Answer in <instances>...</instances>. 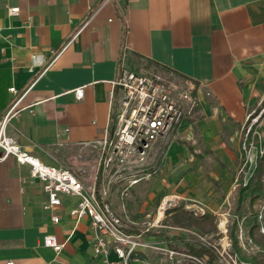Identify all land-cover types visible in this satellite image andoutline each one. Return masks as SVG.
I'll return each instance as SVG.
<instances>
[{
  "label": "crops",
  "instance_id": "crops-1",
  "mask_svg": "<svg viewBox=\"0 0 264 264\" xmlns=\"http://www.w3.org/2000/svg\"><path fill=\"white\" fill-rule=\"evenodd\" d=\"M124 52L134 68L142 59L195 83L200 99L158 175L128 202V231L155 246L130 264H177L156 248L191 254L205 247L219 256L229 240L219 223L245 202L244 125L264 99V0H0V118L15 104L18 111L8 133L42 163L91 185L99 153L81 144L110 125ZM47 200L28 165L13 156L0 163V264H104L90 218L76 223L69 214L79 199L63 197L58 224ZM183 211L199 223H173ZM49 236L63 245L60 253L45 245Z\"/></svg>",
  "mask_w": 264,
  "mask_h": 264
},
{
  "label": "built area",
  "instance_id": "built-area-1",
  "mask_svg": "<svg viewBox=\"0 0 264 264\" xmlns=\"http://www.w3.org/2000/svg\"><path fill=\"white\" fill-rule=\"evenodd\" d=\"M92 1L101 6L111 0ZM9 12L17 15L19 8ZM114 86L119 88L120 94L112 108L110 125L101 138L81 144L82 148L92 147L99 153L97 172L91 185L85 186L68 169L42 163L8 133L10 123L18 114L17 104L0 118V163L13 156L19 164L31 168L32 176L42 182L48 196L44 209L53 213L52 221L56 224L61 220L59 211L63 197L78 198L77 206L69 214L76 223L90 218L94 253L103 258L104 264H130L138 250L154 249L155 246L144 241L141 235L128 231V202L137 186L158 175L167 145L185 120L196 118L200 99L195 83L157 68L149 69L144 64L134 68L128 63L127 52L120 60ZM10 92H15V88ZM75 94L81 99L83 88L76 89ZM225 225H220L224 233ZM147 226L148 229L154 227V223ZM45 245L57 253L63 249L55 236L46 237ZM231 247L228 240L221 245V252L227 255L229 263L238 264L235 255L228 253ZM156 249L170 258H179L177 264H209L205 258L193 254ZM111 253L117 255L116 260H110Z\"/></svg>",
  "mask_w": 264,
  "mask_h": 264
},
{
  "label": "rangeland",
  "instance_id": "rangeland-1",
  "mask_svg": "<svg viewBox=\"0 0 264 264\" xmlns=\"http://www.w3.org/2000/svg\"><path fill=\"white\" fill-rule=\"evenodd\" d=\"M143 64L153 69L148 61ZM243 141L248 151L240 170L245 202L230 210L226 228L233 248L228 253L235 255L238 264H264V99L250 112ZM218 253L214 264H231L226 254Z\"/></svg>",
  "mask_w": 264,
  "mask_h": 264
},
{
  "label": "trees",
  "instance_id": "trees-1",
  "mask_svg": "<svg viewBox=\"0 0 264 264\" xmlns=\"http://www.w3.org/2000/svg\"><path fill=\"white\" fill-rule=\"evenodd\" d=\"M139 62H140V64H142L143 63L142 59H140ZM150 65H151V63H150ZM155 67L157 69L163 71V72L170 73L169 71L165 70L164 68H162L160 66H155ZM181 215L180 216L179 215L175 216L172 219V222L173 223H181L180 218L182 217L183 221L193 222L195 224L199 223V219H197V217H195V215L190 213V212L183 211L181 213ZM203 219L204 218H202V220ZM190 253L193 254V255L205 258L209 264H214L217 261L218 257H219L214 251H212V249L205 248V247H201L199 249L191 250Z\"/></svg>",
  "mask_w": 264,
  "mask_h": 264
}]
</instances>
